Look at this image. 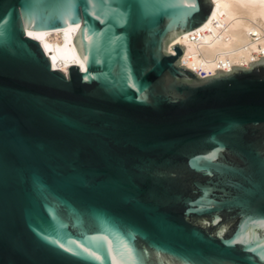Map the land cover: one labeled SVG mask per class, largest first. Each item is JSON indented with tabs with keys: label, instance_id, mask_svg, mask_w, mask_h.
I'll use <instances>...</instances> for the list:
<instances>
[{
	"label": "water",
	"instance_id": "95a60500",
	"mask_svg": "<svg viewBox=\"0 0 264 264\" xmlns=\"http://www.w3.org/2000/svg\"><path fill=\"white\" fill-rule=\"evenodd\" d=\"M214 9L0 0V264H264V57L168 50ZM71 25L64 73L26 30Z\"/></svg>",
	"mask_w": 264,
	"mask_h": 264
},
{
	"label": "bare ground",
	"instance_id": "6f19581e",
	"mask_svg": "<svg viewBox=\"0 0 264 264\" xmlns=\"http://www.w3.org/2000/svg\"><path fill=\"white\" fill-rule=\"evenodd\" d=\"M213 15L192 31L177 35L169 44H180L181 64L200 76L230 66L249 67L264 57V0H211ZM78 25L47 32L26 30L38 40L53 69L67 73L74 64L83 68L74 44Z\"/></svg>",
	"mask_w": 264,
	"mask_h": 264
},
{
	"label": "snow or ice",
	"instance_id": "6c2138e0",
	"mask_svg": "<svg viewBox=\"0 0 264 264\" xmlns=\"http://www.w3.org/2000/svg\"><path fill=\"white\" fill-rule=\"evenodd\" d=\"M193 7H194V5H193Z\"/></svg>",
	"mask_w": 264,
	"mask_h": 264
}]
</instances>
